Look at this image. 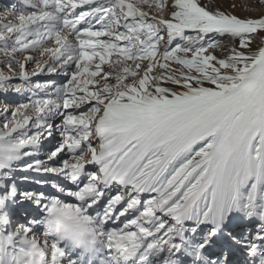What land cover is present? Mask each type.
<instances>
[{
  "label": "snow or ice",
  "instance_id": "snow-or-ice-1",
  "mask_svg": "<svg viewBox=\"0 0 264 264\" xmlns=\"http://www.w3.org/2000/svg\"><path fill=\"white\" fill-rule=\"evenodd\" d=\"M21 3L0 14V161L58 135L22 170L74 202L27 193L44 218L13 228L0 200V264H264V0Z\"/></svg>",
  "mask_w": 264,
  "mask_h": 264
},
{
  "label": "rangeland",
  "instance_id": "rangeland-1",
  "mask_svg": "<svg viewBox=\"0 0 264 264\" xmlns=\"http://www.w3.org/2000/svg\"><path fill=\"white\" fill-rule=\"evenodd\" d=\"M229 2L231 3L233 2V0H229ZM13 5L16 6L17 10L23 8L21 0H0V14H6ZM25 10L32 11L31 9H25ZM235 14L241 15L239 11L235 12ZM253 15L256 16L259 14L257 12H253ZM218 55H220V53ZM37 80L41 82L43 81L54 82L59 86L63 82L64 78L58 77V76H51V77L41 76V77H38ZM0 99H3V98H0ZM7 102L9 104H14L17 101L13 98H7ZM59 122L60 120L58 117L55 118L53 121L54 124L59 123ZM58 140H59L58 135H54L50 140H45L42 142V145H47L48 147V150L45 151L44 154H43V150H41L40 147L39 148L37 147V149H35V154L31 156L30 158H25V159L22 158L21 160H18L15 164L7 166L4 169H0V200L5 201V205H6L7 211L9 212L11 219L12 220L17 219L18 220L17 223L25 222L28 219L35 218V214L33 213L35 206L32 204V201H30L29 203V207H30L29 211L25 210V212H23L21 210V207H16L17 209L19 208V211L18 210L17 212L15 211L16 208H14L15 207L14 203L16 202L18 198H23L24 193L25 192L28 193L30 189L31 191H34V190L38 191L36 192L37 194L43 193L49 196L53 194V191L55 190L52 187V183L57 182L61 184V181H58L57 177L54 178L50 174H41L39 172H33L31 170L26 172L22 170L29 162L34 163L35 161H42L46 159V154L50 151L55 150V147L58 144ZM36 154H38L37 158H36ZM63 158L64 157H62L61 160L54 162L53 166H59ZM92 167L93 166H88V170L92 171L93 173L98 171V169H92ZM115 190L117 191V189ZM115 192L112 193V195H114ZM57 198H60V197H57ZM60 199H64L65 202H74L70 198H65L63 196ZM24 215L25 217L22 218ZM124 219L126 218H122L121 223L123 222ZM106 227L111 228V227H116V226H112L111 224H109ZM41 234H42V230H41Z\"/></svg>",
  "mask_w": 264,
  "mask_h": 264
},
{
  "label": "clouds",
  "instance_id": "clouds-1",
  "mask_svg": "<svg viewBox=\"0 0 264 264\" xmlns=\"http://www.w3.org/2000/svg\"><path fill=\"white\" fill-rule=\"evenodd\" d=\"M22 155V152H21ZM18 160L7 161L3 160L0 163H4L7 166L15 164ZM60 206L57 205V208ZM47 226L53 229V234L59 236L69 246H76L78 250H83V246L90 247V241L92 240V229L96 227L94 224H89L83 221L79 217H65L59 211H54L47 215Z\"/></svg>",
  "mask_w": 264,
  "mask_h": 264
},
{
  "label": "bare ground",
  "instance_id": "bare-ground-1",
  "mask_svg": "<svg viewBox=\"0 0 264 264\" xmlns=\"http://www.w3.org/2000/svg\"><path fill=\"white\" fill-rule=\"evenodd\" d=\"M253 12H257L258 14H260L259 13V11H253ZM253 12L251 13V15H253ZM239 13L243 16V15H248V13H245V12H242V11H239ZM254 16V15H253ZM219 53H217V55H218ZM41 148V150H43V154H44V152L45 151H47L48 150V147H47V145H42V143L38 146V148ZM50 147V146H49ZM38 151V150H37ZM38 157V154H36V158ZM36 158H34V159H36ZM92 169H97V168H95V167H92ZM55 178V177H54ZM58 181H61V185L63 186V187H65V189L66 190H73L74 189V186L73 185H71L70 183H68V182H63L62 181V179L61 178H58ZM30 185V184H29ZM27 188H28V186H27ZM54 190V189H53ZM116 191L115 189H113L112 190V192L110 193L111 195H112V193H114V192ZM36 192H38V191H31V189H30V191L28 192V193H34V194H37ZM27 193L25 192L24 193V196L26 195ZM23 196V197H24ZM22 197V196H21ZM49 197L50 198H57V197H62V195L61 194H59V193H57L55 190L53 191V194H51V195H49ZM147 196H145V198H146ZM30 201L31 200H26V199H24V198H18L17 200H16V202L14 203V208H16V207H21V210L23 211V212H25V210H27V211H29V209H30V207H29V203H30ZM7 209V208H6ZM17 210L19 211V208L17 209L16 208V212H17ZM33 213L35 214V218H39L40 220H43V218H44V216H43V213H41L40 212V210L38 209V208H36V207H34V210H33ZM41 214V215H40ZM39 215H40V217H39ZM25 217V215L22 217V218H24ZM17 218V217H16ZM13 221V228L15 227V225L17 224V222H18V220L16 219V220H12ZM122 221V220H121ZM112 226H116V225H112ZM41 230L42 229H39V231L41 232ZM226 242L225 241H223L222 239H220V240H218L217 241V246L219 247L220 245L221 246H223L224 244H225Z\"/></svg>",
  "mask_w": 264,
  "mask_h": 264
}]
</instances>
